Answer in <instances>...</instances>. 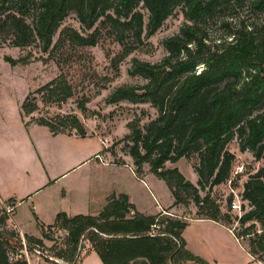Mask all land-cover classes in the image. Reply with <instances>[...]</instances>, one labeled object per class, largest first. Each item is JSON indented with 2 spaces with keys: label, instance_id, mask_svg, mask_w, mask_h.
Here are the masks:
<instances>
[{
  "label": "trees",
  "instance_id": "obj_1",
  "mask_svg": "<svg viewBox=\"0 0 264 264\" xmlns=\"http://www.w3.org/2000/svg\"><path fill=\"white\" fill-rule=\"evenodd\" d=\"M178 8L183 9L187 23L164 40L163 61L134 59L129 74L146 83L118 87L108 100L111 104L148 103L158 111V117L144 128L139 121L129 125L126 139L137 177L144 178L143 167L148 164L167 185L174 206L193 203L197 219L232 229V200L224 213L211 193L232 177L237 158L228 146L234 138L240 152L264 161V29L231 12L247 9L264 15V0H0V46L35 45L51 53L67 44L94 47L108 35L122 48L112 60L118 75L124 60L143 47ZM71 14L83 26L82 32L70 26L60 30ZM6 61L12 66L26 63ZM31 95L33 100L28 96L22 104L23 117L38 110L39 98L63 104L73 97V89L60 75ZM37 124L54 135L87 136L74 114L42 117ZM193 156L198 161L197 185L177 167H166ZM243 187L241 200L250 210L235 219L245 228L234 233L238 239L250 238L249 252L264 263V167L250 175ZM8 220V214L0 212V264H28L10 259L11 253L21 249L22 237L6 228ZM37 223L42 238L26 235L30 246H43L49 229L64 230L63 247L54 255L69 264H77L83 239L104 264H208L186 248L182 235L187 219L146 216L126 195L111 196L97 216L61 213L51 226Z\"/></svg>",
  "mask_w": 264,
  "mask_h": 264
},
{
  "label": "rangeland",
  "instance_id": "obj_2",
  "mask_svg": "<svg viewBox=\"0 0 264 264\" xmlns=\"http://www.w3.org/2000/svg\"><path fill=\"white\" fill-rule=\"evenodd\" d=\"M231 15L236 18L246 17L250 22H256L259 28L264 29V15L259 12L254 13L247 9H238L231 12ZM185 23L187 21L183 9H176L157 33L146 39L143 47L124 60L118 75L114 71L112 60L121 53L122 48L114 38L108 35H105L94 47L82 48L67 44L64 47L54 49L51 53H45L35 45L25 48L13 47L8 44L0 46V116L19 112L21 117L31 124L37 123L42 117L51 118L57 115L74 114L84 124L87 136H97L103 142L106 141L110 163H130L133 169L136 170L134 160L129 155L128 145L130 141L126 139L131 133L129 125L134 121H139L140 126L144 128L150 121L158 117V111L148 103L134 104L123 101L111 104L108 98L118 87L145 84L146 80L129 74L133 60L139 59L150 63L162 62L167 55L163 45L164 40L178 34ZM69 26L80 32L83 31V26L75 14H71L63 22L60 30ZM58 38L59 33L54 38V44H56ZM7 58L25 60L26 63L12 66L6 61ZM60 75L67 78L73 89V97L63 104L51 103L50 101L45 103L38 97V110L32 115L23 117L21 108L26 98L29 96L30 101H32L34 95L31 94L33 92ZM228 150L235 154L237 158L233 166L232 177L228 182L215 187L211 193V196L220 204L224 213L230 210L229 201H233L236 196H241L244 183L249 179V176L264 167V161L255 160L252 153L240 152L237 138H234L229 144ZM197 163V156H193L189 159L183 158L175 164L167 163L166 167H178L188 181L197 185L198 176L195 172ZM143 177L149 186V188L147 187L149 191H146V197L145 195L141 197L138 194V190L141 192L140 189L145 187H143L140 180H136L132 175H130L129 185L131 189H135L136 197L142 205L141 209L145 210L146 207L143 201L147 205L156 204L155 195H159V191L151 186V181L155 183L161 181L151 172L148 164L143 167ZM158 184L160 194H163L162 201L165 203L166 199L171 200V192L168 191L166 185L164 183ZM205 194V192H202V196H205ZM241 207L242 212L233 211L232 208L230 211L233 224L229 226L236 230L235 233H239L245 228L235 219L250 210L249 204L244 203L242 200ZM197 210L193 203L189 206L178 205L171 208L170 214L172 215L169 216L188 220L197 217ZM6 228L13 230L8 227V222ZM257 229L260 230V226ZM30 231L33 235L42 236L39 226L35 229L31 228ZM47 232L49 237L42 239L43 248L49 254H54L55 251L63 247L64 236L67 233L57 228L49 229ZM22 241L30 245L25 238H22ZM241 242L246 247L250 246V238L248 237L241 239ZM90 245L87 239H83L81 253L86 251ZM54 248H57V250ZM79 256L81 257L80 253ZM79 259L77 264H79Z\"/></svg>",
  "mask_w": 264,
  "mask_h": 264
},
{
  "label": "crops",
  "instance_id": "obj_3",
  "mask_svg": "<svg viewBox=\"0 0 264 264\" xmlns=\"http://www.w3.org/2000/svg\"><path fill=\"white\" fill-rule=\"evenodd\" d=\"M109 156L108 145L97 136L54 135L48 127L27 123L19 112L1 115L0 212L8 214V227L22 238L41 239L30 231L38 228L37 222L51 226L61 213L97 216L113 195L128 196L146 216L172 215V194L164 203L158 189L164 181H151L159 195L155 193L156 204L143 201L145 211L129 185L130 175L145 187L138 190L141 197L149 191L146 181L137 177L130 163H110ZM188 223L182 235L186 248L206 263L264 264L225 225L197 218ZM81 252L79 264H104L92 245Z\"/></svg>",
  "mask_w": 264,
  "mask_h": 264
},
{
  "label": "built area",
  "instance_id": "obj_4",
  "mask_svg": "<svg viewBox=\"0 0 264 264\" xmlns=\"http://www.w3.org/2000/svg\"><path fill=\"white\" fill-rule=\"evenodd\" d=\"M104 143L106 144V141H104ZM231 208L233 211L242 212L241 196L235 197V199L232 201ZM231 230L234 232V229ZM238 240L241 241V239ZM10 259L11 260L23 259L26 260L28 264H69L64 259H60L56 257L54 254H49L48 251L44 250L42 245L33 244L30 246L25 241H22V247L18 252L11 253Z\"/></svg>",
  "mask_w": 264,
  "mask_h": 264
}]
</instances>
